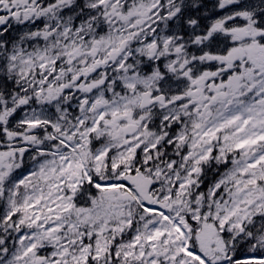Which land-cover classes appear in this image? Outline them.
<instances>
[{
    "label": "snow or ice",
    "instance_id": "obj_1",
    "mask_svg": "<svg viewBox=\"0 0 264 264\" xmlns=\"http://www.w3.org/2000/svg\"><path fill=\"white\" fill-rule=\"evenodd\" d=\"M0 264H264V0H0Z\"/></svg>",
    "mask_w": 264,
    "mask_h": 264
}]
</instances>
